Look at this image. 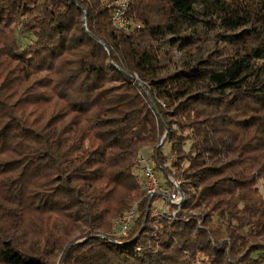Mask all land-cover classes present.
I'll use <instances>...</instances> for the list:
<instances>
[{
    "label": "trees",
    "instance_id": "trees-1",
    "mask_svg": "<svg viewBox=\"0 0 264 264\" xmlns=\"http://www.w3.org/2000/svg\"><path fill=\"white\" fill-rule=\"evenodd\" d=\"M111 1L0 0V264H264V0Z\"/></svg>",
    "mask_w": 264,
    "mask_h": 264
},
{
    "label": "built area",
    "instance_id": "built-area-1",
    "mask_svg": "<svg viewBox=\"0 0 264 264\" xmlns=\"http://www.w3.org/2000/svg\"><path fill=\"white\" fill-rule=\"evenodd\" d=\"M108 7L113 8L112 20L116 27L127 32L132 30L133 22L126 16L128 0H112ZM162 142V140L159 142L158 147ZM172 158L175 159V156L172 155ZM137 165L141 173L145 197L148 199V213L153 217L164 214L175 217L187 200L183 181L166 173L161 166L157 151L147 149L142 152L137 159ZM136 208L137 204L129 213L116 220L113 229L119 235L127 236L136 215Z\"/></svg>",
    "mask_w": 264,
    "mask_h": 264
},
{
    "label": "rangeland",
    "instance_id": "rangeland-1",
    "mask_svg": "<svg viewBox=\"0 0 264 264\" xmlns=\"http://www.w3.org/2000/svg\"><path fill=\"white\" fill-rule=\"evenodd\" d=\"M26 40V41H25ZM24 40V43H28V42H30V40L29 39H25ZM28 41V42H27ZM23 42V41H22ZM181 57V53H180V51H176V59H179ZM164 138H165V136L161 139L162 141H164ZM162 144H163V142H162ZM163 151L165 152V155H167L169 158L171 157V152H170V148H169V145L167 144L164 148H163ZM171 161V160H170ZM157 201H159V200H157Z\"/></svg>",
    "mask_w": 264,
    "mask_h": 264
},
{
    "label": "water",
    "instance_id": "water-1",
    "mask_svg": "<svg viewBox=\"0 0 264 264\" xmlns=\"http://www.w3.org/2000/svg\"><path fill=\"white\" fill-rule=\"evenodd\" d=\"M84 22H85V24H86V19H84Z\"/></svg>",
    "mask_w": 264,
    "mask_h": 264
}]
</instances>
